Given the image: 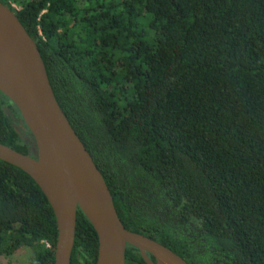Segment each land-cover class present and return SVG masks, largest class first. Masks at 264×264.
Returning a JSON list of instances; mask_svg holds the SVG:
<instances>
[{
  "label": "trees",
  "instance_id": "trees-1",
  "mask_svg": "<svg viewBox=\"0 0 264 264\" xmlns=\"http://www.w3.org/2000/svg\"><path fill=\"white\" fill-rule=\"evenodd\" d=\"M0 2L126 229L187 264H264V0ZM14 117L0 93V143L33 156ZM55 234L39 187L0 160V256L52 264ZM73 235L69 264H95L79 208ZM124 264L146 263L126 245Z\"/></svg>",
  "mask_w": 264,
  "mask_h": 264
},
{
  "label": "water",
  "instance_id": "water-1",
  "mask_svg": "<svg viewBox=\"0 0 264 264\" xmlns=\"http://www.w3.org/2000/svg\"><path fill=\"white\" fill-rule=\"evenodd\" d=\"M0 48L6 63V71H0V93L15 105L35 147L31 156L0 143V160L25 172L53 213L52 264H69L77 208L96 235L95 264H124L126 245L135 247L146 264H158L156 253L165 264L167 258L187 264L169 248L121 224L101 173L54 98L35 41L1 2Z\"/></svg>",
  "mask_w": 264,
  "mask_h": 264
},
{
  "label": "rangeland",
  "instance_id": "rangeland-1",
  "mask_svg": "<svg viewBox=\"0 0 264 264\" xmlns=\"http://www.w3.org/2000/svg\"><path fill=\"white\" fill-rule=\"evenodd\" d=\"M10 6H12L15 9L17 8V5L14 4V2H10ZM12 123L15 131H17V133L21 136V138L28 143L30 152L33 155L35 153V147L29 131L26 129L24 124H22V121H20L18 117H14L12 119ZM26 248L27 247L22 246L16 252H14L12 255L8 257L0 256V264H27L26 259L28 255V249Z\"/></svg>",
  "mask_w": 264,
  "mask_h": 264
},
{
  "label": "bare ground",
  "instance_id": "bare-ground-1",
  "mask_svg": "<svg viewBox=\"0 0 264 264\" xmlns=\"http://www.w3.org/2000/svg\"><path fill=\"white\" fill-rule=\"evenodd\" d=\"M5 5V4H4ZM0 71H6V63H5V58H4V55L2 53V50L0 48ZM78 201L80 202L81 201V204H83L84 206V203H82V200L79 198ZM156 257L158 258L157 260V263L158 264H163L164 263V258L162 256L161 253H156ZM166 261L169 263V264H178L176 263L174 260H172L171 258H167ZM165 264V263H164Z\"/></svg>",
  "mask_w": 264,
  "mask_h": 264
},
{
  "label": "flooded vegetation",
  "instance_id": "flooded-vegetation-1",
  "mask_svg": "<svg viewBox=\"0 0 264 264\" xmlns=\"http://www.w3.org/2000/svg\"><path fill=\"white\" fill-rule=\"evenodd\" d=\"M20 120V119H19Z\"/></svg>",
  "mask_w": 264,
  "mask_h": 264
}]
</instances>
